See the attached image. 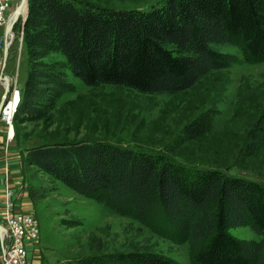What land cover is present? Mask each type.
<instances>
[{
  "label": "trees",
  "instance_id": "16d2710c",
  "mask_svg": "<svg viewBox=\"0 0 264 264\" xmlns=\"http://www.w3.org/2000/svg\"><path fill=\"white\" fill-rule=\"evenodd\" d=\"M30 3L38 10L29 13L25 33L34 34L37 23L46 28L42 48L50 47L52 33L67 70L87 86L120 85L145 94L184 91L233 63L234 55L214 45L235 47L247 63L264 62V0H159L143 9L85 0ZM27 46L29 54L43 57L39 45ZM63 81L56 71L31 65L15 117L36 118L46 84ZM249 135L253 148L264 144V110ZM25 157L118 215L169 225L188 242L189 264H264V184L259 181L98 140L42 143L27 147ZM241 226L258 237L230 233ZM56 264L183 263L136 251Z\"/></svg>",
  "mask_w": 264,
  "mask_h": 264
},
{
  "label": "rangeland",
  "instance_id": "374dc122",
  "mask_svg": "<svg viewBox=\"0 0 264 264\" xmlns=\"http://www.w3.org/2000/svg\"><path fill=\"white\" fill-rule=\"evenodd\" d=\"M20 1L0 0L5 20L0 21V74L9 81L3 107L12 92L21 96L31 65L56 71L64 83L46 84L45 96L37 99L36 118L19 119L14 112L7 121L0 113V225L6 229L8 201L14 203V211L34 216L38 233L26 239L27 264H56L92 254L136 251L155 252L189 264L188 242L169 225H145L114 213L29 163L25 149L42 143L98 140L264 184V144L253 148L249 135L264 110V62L247 63L235 47L214 45L234 55L233 63L209 72L184 91L145 94L120 85L87 86L67 70L66 58L52 33L48 35L49 48L40 47L46 32L42 25H34L32 35L31 31L30 35L25 33L29 13L38 10L31 6V0H26L13 25L4 59L5 25ZM85 1L115 9H143L159 0ZM28 43L39 45L43 57L36 51L29 54ZM4 83L0 78V100ZM10 125L12 137L8 134ZM229 230L240 238L258 237L248 226ZM5 244L4 236L0 264Z\"/></svg>",
  "mask_w": 264,
  "mask_h": 264
},
{
  "label": "built area",
  "instance_id": "2783aa9c",
  "mask_svg": "<svg viewBox=\"0 0 264 264\" xmlns=\"http://www.w3.org/2000/svg\"><path fill=\"white\" fill-rule=\"evenodd\" d=\"M3 8L0 6V21H3ZM5 20L2 22L4 23ZM18 103V102H17ZM9 102L7 103V105ZM2 108V118H4L5 108ZM16 105L13 108L15 112ZM12 113V115H13ZM11 117L6 119L9 121ZM14 203L6 202V211L4 217V225L6 227V244L2 245L4 251L3 264H27L26 239L35 238L38 233L37 221L31 214L16 212L13 210Z\"/></svg>",
  "mask_w": 264,
  "mask_h": 264
},
{
  "label": "water",
  "instance_id": "95a60500",
  "mask_svg": "<svg viewBox=\"0 0 264 264\" xmlns=\"http://www.w3.org/2000/svg\"><path fill=\"white\" fill-rule=\"evenodd\" d=\"M24 3L26 4V0H21L20 1V3L16 6V8L14 9V11L12 12V14L9 17V19L6 22L5 30H4V37H5L4 52H3L4 53V59H5L6 55H7V49H8V44H9L8 38L12 34L13 25L16 22V20H17L18 16L20 15V13L22 12V7H23ZM4 66H5V60H4L3 64H2V69L4 68ZM0 78L5 82V90H4V93H3L2 97H1V100H0V113H1L3 105H4V101H5V98H6V95H7L8 90H9V81H8V77L7 76H5V75L3 76L2 75V72L0 74ZM5 233H6V229L2 225H0V241L1 242L3 241Z\"/></svg>",
  "mask_w": 264,
  "mask_h": 264
},
{
  "label": "bare ground",
  "instance_id": "6f19581e",
  "mask_svg": "<svg viewBox=\"0 0 264 264\" xmlns=\"http://www.w3.org/2000/svg\"><path fill=\"white\" fill-rule=\"evenodd\" d=\"M25 6H26V4L24 3V5L22 7V11L25 8ZM8 41H9V38H8ZM18 99H19V94L16 91L12 92V94L10 96L9 104L5 108L4 118L9 119L11 117V115L13 113V108L17 104ZM8 134H9V137H12L14 134V129H13L12 125H10V127H9Z\"/></svg>",
  "mask_w": 264,
  "mask_h": 264
}]
</instances>
